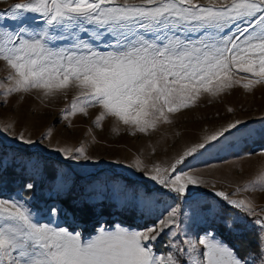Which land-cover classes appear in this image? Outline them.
Masks as SVG:
<instances>
[{
    "label": "snow or ice",
    "instance_id": "6c2138e0",
    "mask_svg": "<svg viewBox=\"0 0 264 264\" xmlns=\"http://www.w3.org/2000/svg\"><path fill=\"white\" fill-rule=\"evenodd\" d=\"M10 11L16 28L0 25V62L9 69L2 94L36 91L44 98H67L75 88L65 119L99 107L98 126L111 117L148 134L160 123H172L170 114L195 106L203 94L218 97L237 86L264 85V0H21ZM89 26L95 35H88ZM56 42L69 47L57 48ZM100 44L108 50H98ZM239 74L248 75L238 79ZM246 132L251 134L245 121H229L168 160L138 159L135 167L182 198L190 219L218 214L214 203L200 201L192 191L204 187L264 225L251 201L232 198L264 185V173L230 193L217 189L201 171L179 167ZM11 135L24 144L37 142L23 132ZM54 150L65 159L93 160L83 147ZM181 214L179 205L169 207L163 219L142 230L100 227L84 240L79 232L34 222L24 203L0 198V264H183V255L190 264H248L207 229L195 241L185 240L187 249L170 239L171 250L156 254L152 242L166 229L176 236L172 229Z\"/></svg>",
    "mask_w": 264,
    "mask_h": 264
},
{
    "label": "rangeland",
    "instance_id": "374dc122",
    "mask_svg": "<svg viewBox=\"0 0 264 264\" xmlns=\"http://www.w3.org/2000/svg\"><path fill=\"white\" fill-rule=\"evenodd\" d=\"M19 2L21 0H0V25H6L9 29L16 28V22L10 18V6ZM20 15L32 17L36 14ZM88 35H95L94 26H89ZM54 46L69 47V44L56 42ZM97 47L100 51L108 50L103 44ZM8 74L9 69L4 62H0V127L11 125L7 131L0 132V171L8 166L22 171L27 177L22 185V191H32L41 180L43 156L52 158L51 170L55 178L44 186L43 192L47 201L39 211L35 209L32 194L23 195L20 189L3 196L0 187V198L15 199L24 203L29 208L34 222L66 228L74 233L79 232L84 240L95 236L100 227L109 231H114L117 226L129 230H142L163 219L169 207L179 205L182 214L178 218V225L172 229L177 235L170 236L166 229L152 242L151 246L156 254H166L171 250L168 246L170 239L187 249L185 240L195 241L197 234L203 236L204 232L201 229L212 232L237 254V249L220 228L223 226L225 234L233 235L239 230L235 225L240 224L255 230L258 241L254 253L248 252L245 257L237 255L246 259L248 264H262L264 241L261 237H264V225L256 222V216L227 204L214 197L210 188L202 187L193 188L192 191L197 193V199L200 201L214 203L218 214L210 216L207 220L190 219L191 213L183 199L161 189L147 176L137 171L135 162L138 159L146 163L168 160L186 146L199 142L205 134L229 121L240 119L245 121L250 135L246 132L230 136L195 159L190 158L187 166L179 167L183 171L190 169L201 171L217 189L230 193L237 187L242 189L245 184L264 173V156L259 155L264 151V85H255L251 90L237 86L218 97L203 94L195 106L170 114L172 123H160L156 130H149V133L145 134L111 117L100 121L98 126L96 117L101 111L99 107L89 108L87 116L76 114L65 119L67 114L65 106L75 95V88L68 90L67 98L63 95L44 98L36 91L5 98L2 86L7 85ZM246 75L248 74H239L237 78ZM229 108L233 111L229 112ZM62 109L65 111L62 112ZM12 132H23L26 138L37 142L31 145L24 144L14 138ZM57 147L73 149L83 147L93 160L65 159L61 153L54 150ZM17 148L28 149V155L21 154ZM110 170L122 173L132 181H125ZM74 177L85 178L80 183L82 191L73 188ZM143 182L147 183V186L137 184ZM2 184L0 182V186ZM28 184H32L33 188L29 189ZM261 187L264 185L258 183L254 190L241 191L232 198H246L251 201L256 211L260 213V218L264 219V211H261L264 210V190H261ZM64 198H71V203H77L80 199L94 203L108 201L114 206L115 211L108 219L99 216L88 225L74 221L71 223L70 212L61 205ZM117 212L132 214L133 222L126 223L116 216ZM110 219H113L111 223ZM180 258L183 264H190L187 255Z\"/></svg>",
    "mask_w": 264,
    "mask_h": 264
},
{
    "label": "trees",
    "instance_id": "16d2710c",
    "mask_svg": "<svg viewBox=\"0 0 264 264\" xmlns=\"http://www.w3.org/2000/svg\"><path fill=\"white\" fill-rule=\"evenodd\" d=\"M21 154L25 153V155H28L29 153L28 149L23 148H17ZM43 158L42 161V174H41V180L38 184V186L33 189L32 191L29 190L27 192L22 191L23 184L25 183L27 177L25 174L20 171L13 168V166L5 167L0 171V177H1V183H3L1 187V193L3 196L10 195L15 190L20 189L23 193V195L32 194L33 203L35 205V209L39 211V209L42 208V206L47 201V198L45 197L44 186L46 184H49L52 182L55 178L54 173L51 170V159L52 158ZM115 175H120V178L124 179L125 181H132L131 178L125 176L122 173H116L114 170H110ZM99 173V172H98ZM96 176V175H95ZM85 178H79L74 177L73 178V188H78L79 191H82V186L80 185L81 182H83ZM88 181V180H86ZM141 184L143 187L147 186V183H137ZM62 207L70 212L72 217V222H78L82 225H88V223H91L95 221L96 217L102 216L104 218H109V216L112 215V213L115 211L114 206L110 205V202L103 201L100 203H94L92 201H86L80 199L77 203H71V198H64L61 200ZM116 216H119L123 221L126 223H132L133 222V215H126L124 213H116ZM113 219H110V222H112ZM74 221V222H73ZM86 227V226H84ZM235 227H237L238 232L231 235L230 233L225 234V228L221 226V232L229 239V242H231L235 248L237 249V254L240 257H245L246 253H254L257 248V241L258 236L255 230L249 229L244 225L236 224ZM246 227V228H245ZM89 230V228H84V230Z\"/></svg>",
    "mask_w": 264,
    "mask_h": 264
}]
</instances>
